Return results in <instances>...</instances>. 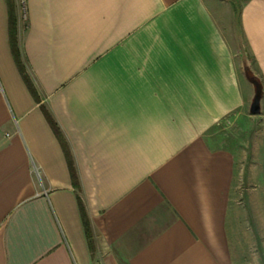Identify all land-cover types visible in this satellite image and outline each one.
<instances>
[{
	"label": "crops",
	"instance_id": "crops-1",
	"mask_svg": "<svg viewBox=\"0 0 264 264\" xmlns=\"http://www.w3.org/2000/svg\"><path fill=\"white\" fill-rule=\"evenodd\" d=\"M12 3L0 0V264H264V138L251 164L240 133L212 131L244 104L214 4ZM232 9L264 77V0Z\"/></svg>",
	"mask_w": 264,
	"mask_h": 264
},
{
	"label": "rangeland",
	"instance_id": "rangeland-1",
	"mask_svg": "<svg viewBox=\"0 0 264 264\" xmlns=\"http://www.w3.org/2000/svg\"><path fill=\"white\" fill-rule=\"evenodd\" d=\"M217 9V13L224 19L227 35L236 50V63L238 70H236L239 83L243 93V107L242 111L238 113L240 122L229 121L228 119L221 120L215 123L212 131L219 134H228L236 131L242 136V149L245 158L244 161L252 163L253 157L251 148L258 142L263 141L264 136V77L261 70L256 63L253 55L251 54L248 45L242 40L238 27L234 20L233 13V0H210ZM217 1L224 2L220 6ZM21 5L24 7V0H20ZM22 7V8H23ZM219 7V8H218ZM24 9V8H23ZM229 9V10H228ZM24 14V10H23ZM241 39V40H240ZM256 114H253V113ZM233 117V115L231 116ZM246 150V151H245ZM245 151V153H244ZM244 163V162H243ZM247 167H249L247 165ZM249 182H243V193L251 190Z\"/></svg>",
	"mask_w": 264,
	"mask_h": 264
},
{
	"label": "trees",
	"instance_id": "trees-1",
	"mask_svg": "<svg viewBox=\"0 0 264 264\" xmlns=\"http://www.w3.org/2000/svg\"><path fill=\"white\" fill-rule=\"evenodd\" d=\"M12 2H13V0H8L9 6L11 7V14H12V4H13ZM15 28H16V25L13 21L12 15H11V45L13 48V52H14L15 58L17 60L18 66L20 68V71H21L23 77L25 78V81L27 82V85H28L31 93L34 96H36V91H35V88L33 86V83L30 80V78L27 76V74L25 73L24 67H23V65L20 61L19 55H18V41H17V33H16ZM46 115H47V118H48L50 124L52 125L55 133L60 137L61 134H60V130H59L57 124L55 123V121L52 119V117L48 113H46ZM67 156H68V153H67ZM71 174L73 177L74 184L77 185L76 175H75V171L73 168H71ZM83 217H84L86 229H87V231H89L88 224L86 223L84 211H83Z\"/></svg>",
	"mask_w": 264,
	"mask_h": 264
}]
</instances>
